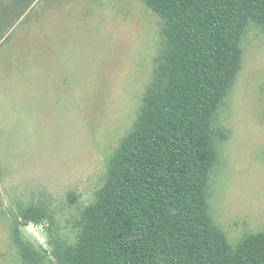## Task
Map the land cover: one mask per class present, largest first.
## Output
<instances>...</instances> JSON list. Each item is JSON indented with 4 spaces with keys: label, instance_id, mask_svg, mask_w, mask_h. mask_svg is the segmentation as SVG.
<instances>
[{
    "label": "rangeland",
    "instance_id": "374dc122",
    "mask_svg": "<svg viewBox=\"0 0 264 264\" xmlns=\"http://www.w3.org/2000/svg\"><path fill=\"white\" fill-rule=\"evenodd\" d=\"M145 0H0V264H59L122 144L162 90L171 48ZM209 117L205 208L236 246L264 233V21ZM33 252V253H30Z\"/></svg>",
    "mask_w": 264,
    "mask_h": 264
},
{
    "label": "trees",
    "instance_id": "16d2710c",
    "mask_svg": "<svg viewBox=\"0 0 264 264\" xmlns=\"http://www.w3.org/2000/svg\"><path fill=\"white\" fill-rule=\"evenodd\" d=\"M145 1L171 45L163 88L113 160L83 239L55 243V256L59 264H264V233L233 246L204 198L209 117L240 69L247 22L264 21V0Z\"/></svg>",
    "mask_w": 264,
    "mask_h": 264
}]
</instances>
